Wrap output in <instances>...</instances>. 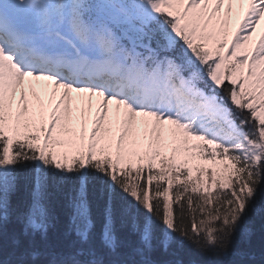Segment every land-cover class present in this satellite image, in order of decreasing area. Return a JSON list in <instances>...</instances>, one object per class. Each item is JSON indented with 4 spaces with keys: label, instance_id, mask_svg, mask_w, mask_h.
I'll return each instance as SVG.
<instances>
[{
    "label": "snow or ice",
    "instance_id": "obj_1",
    "mask_svg": "<svg viewBox=\"0 0 264 264\" xmlns=\"http://www.w3.org/2000/svg\"><path fill=\"white\" fill-rule=\"evenodd\" d=\"M262 21L0 0V264H264Z\"/></svg>",
    "mask_w": 264,
    "mask_h": 264
},
{
    "label": "trees",
    "instance_id": "obj_2",
    "mask_svg": "<svg viewBox=\"0 0 264 264\" xmlns=\"http://www.w3.org/2000/svg\"><path fill=\"white\" fill-rule=\"evenodd\" d=\"M257 229H259V222H257ZM259 239H260V233L259 231H257V236H256L257 244L259 243ZM184 258L186 260H196V261H202L205 259L203 257H200L194 250H191V249H186Z\"/></svg>",
    "mask_w": 264,
    "mask_h": 264
},
{
    "label": "bare ground",
    "instance_id": "obj_3",
    "mask_svg": "<svg viewBox=\"0 0 264 264\" xmlns=\"http://www.w3.org/2000/svg\"><path fill=\"white\" fill-rule=\"evenodd\" d=\"M261 27H264V21H262L260 26H258L259 31H260Z\"/></svg>",
    "mask_w": 264,
    "mask_h": 264
},
{
    "label": "rangeland",
    "instance_id": "obj_4",
    "mask_svg": "<svg viewBox=\"0 0 264 264\" xmlns=\"http://www.w3.org/2000/svg\"><path fill=\"white\" fill-rule=\"evenodd\" d=\"M29 99H30V100L32 99L31 95H29ZM89 127H91V123H90V121H89Z\"/></svg>",
    "mask_w": 264,
    "mask_h": 264
}]
</instances>
